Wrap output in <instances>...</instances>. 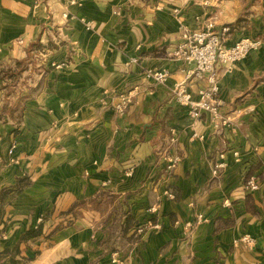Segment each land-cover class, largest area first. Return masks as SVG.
Returning <instances> with one entry per match:
<instances>
[{"label": "crops", "instance_id": "1", "mask_svg": "<svg viewBox=\"0 0 264 264\" xmlns=\"http://www.w3.org/2000/svg\"><path fill=\"white\" fill-rule=\"evenodd\" d=\"M209 22L228 28L227 45L261 40L221 67L216 97L233 127L174 98L190 67L175 55L180 26ZM25 62L17 87L0 89L8 264H264V0H0V71ZM198 213L206 220L186 228ZM245 234L252 246L235 243Z\"/></svg>", "mask_w": 264, "mask_h": 264}, {"label": "built area", "instance_id": "2", "mask_svg": "<svg viewBox=\"0 0 264 264\" xmlns=\"http://www.w3.org/2000/svg\"><path fill=\"white\" fill-rule=\"evenodd\" d=\"M205 3H207L205 1ZM228 28H223L222 32L213 29V23L209 22L207 28L199 30H189L186 26H180L181 39L176 44L175 55L180 57L190 65L185 73L184 78L176 84L173 89L175 100L186 107L189 114L199 119L203 113H209L212 117L215 127H233L237 122L229 113L221 111L223 102L216 97L218 91V79L221 67L231 68L239 60L246 57L252 50L258 49L261 45V40L255 37H242L236 43L227 45L224 41L225 32ZM19 43L24 40L20 39ZM168 69L156 70L152 73L153 77L158 82H163L169 76ZM198 80H206L207 86L201 87L198 95L194 96L188 88L192 83ZM130 94L122 95L116 110L119 113L125 112L127 106L131 102ZM177 140L175 129L171 130L169 137L170 144H174ZM16 145H12L9 149V154L14 152ZM180 161L179 155L170 156L165 168L166 173H170ZM225 167L224 162H218L213 169L214 175L220 174V170ZM131 173V170L128 171ZM245 185L249 190L259 188L258 179L255 176L249 177L245 181ZM165 193L169 197H174L171 190H166ZM155 209V207H153ZM206 220L202 213H198L193 221L186 223V228H193L195 225ZM157 225L148 224L139 226L136 229V234L140 235L150 227ZM254 238L249 234L242 235L235 240V243H243L247 246L254 244ZM114 261L118 264H129L126 258H122L118 254L114 255Z\"/></svg>", "mask_w": 264, "mask_h": 264}, {"label": "rangeland", "instance_id": "3", "mask_svg": "<svg viewBox=\"0 0 264 264\" xmlns=\"http://www.w3.org/2000/svg\"><path fill=\"white\" fill-rule=\"evenodd\" d=\"M31 62L33 63L34 61L31 60ZM31 62H29V63H31ZM29 63L28 62L22 63L21 65L17 66V68H7V67L3 68L0 71V74L2 77L1 79L3 80L1 82L0 89L5 88V89H7L5 91H10L11 88L14 89L15 87H17V85H18L17 80H19V77H21V74H23V72L26 70L27 64H29ZM35 69H36V67H35ZM22 83H24V80ZM22 83H21V87H22ZM6 213L7 212L5 210L4 205L0 204V225L7 223V222H5L6 221L5 219L7 218ZM5 230H6L5 226L0 228V241H1V238H3L6 234ZM14 255H15V253L11 252V251H9V252L5 251L4 252V250L2 249V246H1V242H0V264H8V261H10V259H13Z\"/></svg>", "mask_w": 264, "mask_h": 264}, {"label": "trees", "instance_id": "4", "mask_svg": "<svg viewBox=\"0 0 264 264\" xmlns=\"http://www.w3.org/2000/svg\"><path fill=\"white\" fill-rule=\"evenodd\" d=\"M40 233V230H36V231H27V233L25 234V237H31V236H34V235H37ZM24 237V238H25ZM9 252V250H4V252ZM11 262H15V259H10Z\"/></svg>", "mask_w": 264, "mask_h": 264}]
</instances>
